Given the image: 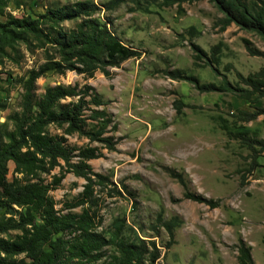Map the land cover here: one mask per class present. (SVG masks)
<instances>
[{"label":"rangeland","instance_id":"rangeland-1","mask_svg":"<svg viewBox=\"0 0 264 264\" xmlns=\"http://www.w3.org/2000/svg\"><path fill=\"white\" fill-rule=\"evenodd\" d=\"M75 1L81 0H5L0 4V22L9 16L39 19ZM90 1L98 7L93 16L138 53L107 68V76L98 70L91 76L47 70L35 79L36 96L48 85L92 86L115 124L109 132L116 140L110 151L76 134L63 135L52 124L46 126L47 133L63 135L70 146H96L99 156L87 162L103 177L99 182L92 176L90 199L68 208L82 190L84 179L68 172L53 184L58 167L38 173L50 187L48 196L54 208L60 213L87 208L96 232L108 238L117 228L124 240H141L145 258L150 253L157 255L152 264H236L238 239L249 246L253 264H264V150L257 151L255 146L256 163L252 165L251 149L219 128L224 119L230 127L240 125L264 140V97L244 101L231 92L199 91L186 80L168 77L177 69L199 83L217 86L224 77L229 84L246 88L240 76L264 66V37L234 23L222 29V13L209 0L179 6H163L160 0ZM78 21L62 20L55 26L42 18L36 35L27 32L24 39H13L3 47L0 135L12 129L10 117L20 111L21 84L28 72L46 57H56L45 34L51 37L57 30L68 32ZM190 44L206 56L210 47L218 44L219 60L212 64L215 71L204 57L193 58ZM245 46L262 54L251 55ZM175 101L179 102L178 112ZM257 108L262 111L252 120L239 121L241 111ZM7 168L8 180L25 179L13 172L11 161ZM185 191L216 205L209 207L185 198ZM18 210L15 205L0 207V216L15 218ZM167 221L173 225L171 238L164 225ZM17 233L19 230H8L0 236L12 238ZM113 253L111 245L103 247L101 260L108 261Z\"/></svg>","mask_w":264,"mask_h":264},{"label":"trees","instance_id":"trees-1","mask_svg":"<svg viewBox=\"0 0 264 264\" xmlns=\"http://www.w3.org/2000/svg\"><path fill=\"white\" fill-rule=\"evenodd\" d=\"M4 1L0 0V4ZM191 1L194 0H160V4L179 6L182 2ZM209 1L222 13V29L234 23L264 37V0ZM97 10L98 7L92 1L81 0L54 8L39 16V19L9 16L5 22H0L2 52L11 40L24 39L27 32L36 35L42 18L55 26L62 20H79L68 32L57 30L55 36L51 37L45 34L46 42L55 47L56 57H46L37 69L28 72L21 84L20 111L10 117L12 129L0 135V207L10 209L11 205H15L19 208L15 218L0 216V234L8 230H19L12 238L0 236V264H144L145 260L146 264H152L157 257L155 253H150V257L145 258L144 242L124 240L117 228L108 238L96 232L87 208H82L79 213L58 212L48 196L49 185L38 177V173H47L58 167L59 175L53 177V184H57L63 174L68 172L83 178L85 182L82 190L68 208L82 206L90 199L92 176L99 182L103 178L93 172L87 162L98 157L99 151L96 146H70L63 135L76 134L86 138L88 143L99 144L107 151L114 149L116 140L109 132L115 129V124L104 110L101 96L92 86L54 84L46 86L40 96L34 94L35 79L47 70L56 73L69 70L87 76L98 70L107 76V68L117 67L122 61L137 55L133 47L110 32L105 22L93 16ZM190 45L193 58L204 57L206 65L215 71L212 64L219 60L218 44L210 47L208 56L197 45ZM245 48L251 55L262 54L249 46ZM182 73L176 69L168 77L186 80L199 91L231 92L244 101H256L264 97V66L245 77L240 76L246 88L231 85L224 77L217 86L213 83H199L193 76ZM66 98L70 100L61 102ZM173 106L178 112L179 102H173ZM257 109L254 112L241 111L239 121L252 120L262 111ZM85 111L88 113L85 114ZM50 124L60 129L63 135L47 133L45 128ZM219 128L228 138L251 149L252 165L256 163L255 146L258 147L257 151H263V139L249 134L240 125L230 127L224 119L219 123ZM8 161L13 163V172L20 173L25 179H7ZM178 181L185 188V182L180 176ZM183 197L209 207L216 205L211 199L187 191ZM164 225L171 238L172 222L167 221ZM237 242L236 264H253L249 246L242 239ZM107 245L113 247L114 253L105 262L101 260V249Z\"/></svg>","mask_w":264,"mask_h":264}]
</instances>
